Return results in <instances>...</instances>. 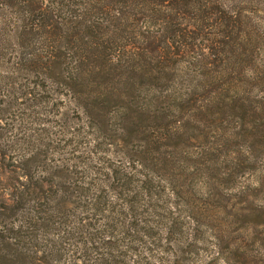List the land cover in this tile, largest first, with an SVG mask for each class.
Wrapping results in <instances>:
<instances>
[{"label":"trees","instance_id":"1","mask_svg":"<svg viewBox=\"0 0 264 264\" xmlns=\"http://www.w3.org/2000/svg\"><path fill=\"white\" fill-rule=\"evenodd\" d=\"M256 9L238 0H0L8 97L36 107L33 119L57 111L49 123L76 110L92 133L123 143L93 139L103 154L89 147L79 165H45L48 177L30 162L36 150L18 159L24 166L2 165L23 171L0 202V264H264V167L255 166L264 95L254 94L264 91V66L243 68L262 52ZM208 126L219 132L210 146L182 148L186 130ZM227 144L240 169L199 172L196 158L219 157ZM236 177L245 180L226 215L250 216L254 230L229 245L219 197Z\"/></svg>","mask_w":264,"mask_h":264},{"label":"rangeland","instance_id":"2","mask_svg":"<svg viewBox=\"0 0 264 264\" xmlns=\"http://www.w3.org/2000/svg\"><path fill=\"white\" fill-rule=\"evenodd\" d=\"M243 6H246L249 10H255L253 11L252 18L253 20H258L259 23L264 26V0H238ZM250 6V7H248ZM264 28V27H263ZM261 46L262 52L255 56L253 61V64L251 65V68L248 69L247 63L243 64V68L249 72L254 71L255 69L261 70V67L264 66V30L261 35ZM7 60V57H6ZM8 61V60H7ZM5 65L6 63L3 62ZM11 64V62L7 63ZM5 65H2L0 63V75H4L6 68H4ZM248 72V73H249ZM261 78L264 79V74L261 76ZM9 83H6L2 80H0V151L5 152L7 154L6 157L0 156V202L2 200H6V198L9 196V183L10 178H16L19 177L21 172L23 171V168L20 170L13 169L14 171H10L9 169L5 170V173H2L1 166L6 164H18L20 163L22 166H24L26 163L24 161H19L23 156L30 155L33 151L36 150V152H39V157L33 158V161H30L34 166H37L38 169L36 171V175L38 177H48V173L45 169V165L50 168V166L63 164L67 166H70L72 164L79 165V160H82V154L81 152H89L88 148L91 147L95 151L98 152V154H103V150H100V148H96V145L94 144V140H98L99 142H102V147H107L108 145L106 142H113V149L121 148L123 147V143L120 141L111 140L109 137L104 135L101 132L98 133H92V129L90 127H86L82 125L81 115L76 110H69L68 112L64 113L63 116H60L58 119V123L55 124L54 122L46 120H56L58 118V112L55 113L52 112L50 115L46 113L44 110H40V113H37L38 119H33L31 116L32 114L36 113L35 108L31 107V111L27 107L26 104L21 102H15L12 101L11 97H8V93L11 92V87ZM16 87L13 85V88ZM263 92V93H262ZM264 95V91H254V94ZM20 100V99H19ZM73 107V105L71 104ZM54 110H57L54 108ZM64 109H60V112H63ZM56 114V115H55ZM54 116H57L55 118ZM47 122V123H46ZM73 128H76L77 130V137H74L71 134V131ZM112 132V131H111ZM109 132V133H111ZM194 132V131H193ZM192 131L186 130L183 138H186L185 141H183V144L181 145L182 148L188 149L191 154H195V151L198 150L202 145L206 147L207 145L210 146L212 144V141H214V135L218 132H216L212 126H208L205 131H198L193 133ZM219 133V132H218ZM197 134V135H196ZM98 136V137H97ZM98 138V139H97ZM130 144L137 145L138 141L134 139H130ZM183 139H181L180 142H182ZM129 140H127L128 143ZM222 140H219L221 142ZM104 142V143H103ZM116 143V144H115ZM126 144V143H125ZM95 145V146H93ZM127 146V144H126ZM231 150H232V144H227L223 147V152L219 157H215L213 153H211L210 157L216 158L217 160L213 161L212 167H210L207 164V160L210 157H197V161H199V164L201 165V169H199V172L204 170V165L207 167L212 173L214 174H223L225 176L227 173H230L229 169L232 171V174L236 170H239L241 165L237 163V165H233L235 160L231 159ZM113 151V150H112ZM83 153V154H85ZM79 157H76V156ZM222 156H226L225 158H222ZM257 170H260L264 167V156L259 158L257 164L255 165ZM198 167V166H197ZM47 170L49 171V169ZM42 169V171H41ZM51 169V168H50ZM75 169V168H73ZM53 170V169H52ZM260 173V171H259ZM218 175V176H219ZM80 176V173H78V177ZM228 176V175H226ZM23 177V176H21ZM75 177V176H74ZM20 180H24L21 179ZM200 178L197 176V178L194 180V182H199ZM244 178L236 177L235 181L232 183V185H228V189L224 190L222 192V195H220V203L223 205L222 211V224L224 228L226 229V234L228 240V244L230 245L235 239L238 241L240 238L243 239L245 235L249 234L251 231L254 230L253 224L249 223L247 220L251 219L250 216L245 218H237L235 220V217H229L230 215H226L227 213H231L235 211L236 207L230 206V197L233 195V193L237 192L238 187L242 182H244ZM226 187V186H225ZM224 187V188H225ZM261 221L259 224H256L257 231L264 237V226L261 225ZM240 241V240H239ZM247 245V244H246ZM260 246V245H259ZM231 247V246H230ZM254 248L256 246H253ZM264 249V247L260 246Z\"/></svg>","mask_w":264,"mask_h":264}]
</instances>
